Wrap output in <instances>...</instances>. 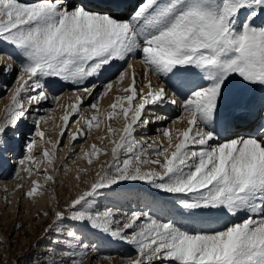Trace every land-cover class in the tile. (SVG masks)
<instances>
[{"label": "snow or ice", "instance_id": "1", "mask_svg": "<svg viewBox=\"0 0 264 264\" xmlns=\"http://www.w3.org/2000/svg\"><path fill=\"white\" fill-rule=\"evenodd\" d=\"M0 44L16 53L0 51V60L8 58L2 71L15 73L0 120V162L23 136L12 179L23 171L29 179L42 175L44 185L56 183L61 145L47 133L57 127L61 139L86 142L105 121L123 120L118 128L106 123L107 136L98 137L110 150L81 149L89 166L101 155L111 160L92 169L91 180L82 179L89 169L78 171L86 187L64 205L56 200L44 251L26 261L99 264L100 249L90 239L97 236L131 247L122 264H264V0H141L135 6L128 0H0ZM133 60L143 67L139 83L134 69L129 75ZM109 73L96 91L94 78ZM126 79L117 88L124 95L101 114L100 101ZM58 80L78 86L91 103L77 95L62 127L42 128L54 121L56 109L43 107L50 97L64 107ZM257 90L259 101L247 95ZM165 105L179 115L172 127L158 129L165 140L153 147L156 141L139 139L137 130L169 119L158 112ZM73 115L72 124L85 122L76 133ZM29 119L33 126L22 133ZM36 138L50 146L40 156ZM37 161L46 165L43 173L33 167ZM125 182H141L152 199L120 213L103 205L105 190L116 193ZM46 192L33 180L24 198ZM103 259L110 264L113 257Z\"/></svg>", "mask_w": 264, "mask_h": 264}, {"label": "rangeland", "instance_id": "2", "mask_svg": "<svg viewBox=\"0 0 264 264\" xmlns=\"http://www.w3.org/2000/svg\"><path fill=\"white\" fill-rule=\"evenodd\" d=\"M4 49V52L6 53H11L10 51L15 53L11 47L0 44V51H3ZM12 55L15 56L16 53ZM110 74L111 73L104 77L107 78ZM77 88L78 86L72 85L70 82L59 80L56 82L55 90H60L63 94L67 92L68 94L69 98L66 101L67 104L65 108L73 104V101L77 95L82 97L86 96L85 93L77 91ZM247 95L254 97L258 101L262 93L257 90V92H250L247 93ZM113 102H115V98H112L110 103L105 107L106 112L112 111L110 105ZM91 114H93V112ZM73 117L74 119H72V121L76 119L75 115H73ZM106 123H111L113 127L118 128L122 127L123 120H113L110 122L105 121V124ZM69 124L71 127L72 123ZM84 127L85 122L82 120L77 128L80 129ZM57 131L58 129L54 131V133L56 132L55 136L53 132H51L53 136H51V133H47V136L51 138L53 142L58 140ZM93 133L94 129L90 134L93 135ZM65 134L67 135L68 133L66 132ZM103 136H107V129L102 137ZM21 140H23V138ZM12 142L11 147H13L12 145L15 141L13 140ZM60 145V148H64L67 145V141L60 139ZM45 146L50 147L46 144ZM99 147L110 150L112 145L108 140H104V142L101 143ZM42 150L43 149H41L37 155L40 156L42 154ZM57 155L59 159L55 164L57 169L55 184L49 183L44 185L43 176L34 174L30 179L27 176H25L26 178H23V181L19 184H23L24 187L20 188L19 190H17V185L13 186L11 189H9V191L6 192L4 191L5 189L3 190V188L0 187V264H30V262L25 260L26 257L43 252L47 244V237L49 235V233L46 232V229L48 224L51 222V214L53 208L56 206V200L58 199L60 205H64L66 200L75 197L78 192L86 187L84 183L76 179L79 170L86 168L89 169L88 175L86 177L82 176V179L91 180L93 178L92 169L98 168L99 163L111 160L110 154L107 156L101 155L98 161H94L93 165L89 166L87 160L82 158V155H79L77 158V151L71 152L68 150L66 156L63 159H61L62 153L60 150H58ZM65 161L67 163H71L69 170H65L63 168ZM33 166L37 165L35 164ZM3 167L4 163L0 162V169H3ZM43 169L45 170V168ZM40 170V173H43L44 170ZM48 174H53L51 169H48ZM25 175H27V173ZM37 179H39L40 183L44 186V188L47 189L46 194L36 197L35 200L24 198V193L30 189L32 186V181ZM130 184L134 183L125 182L124 187L120 188L116 193H111V190H105L110 194L106 199L102 200V204L109 207H114L119 210L118 213H120L129 210H136L138 207H143L144 198L152 199V197H148L146 193L141 191L142 188L146 187L141 182H135V184H137V186H135L137 187L136 192H132L130 190ZM140 185H142V187H139ZM137 193H139V196ZM5 198H7V202H5ZM45 212L49 213V215L44 216L43 213ZM90 239L95 241L100 249V255L102 258L99 261V264H109V261L103 259V257L106 256L113 257L110 264H118L119 262L122 263L121 257L130 255L132 252L131 247L122 242H108L106 239H101L97 236H91Z\"/></svg>", "mask_w": 264, "mask_h": 264}, {"label": "bare ground", "instance_id": "3", "mask_svg": "<svg viewBox=\"0 0 264 264\" xmlns=\"http://www.w3.org/2000/svg\"><path fill=\"white\" fill-rule=\"evenodd\" d=\"M129 1H130L129 4L132 5V6H135V5H138L139 3H141V0H129ZM131 10H132L131 8L128 9L129 12ZM4 51H5V49L3 50V52ZM10 52L12 53V51H10ZM12 54H15V53L13 52ZM7 60H8L7 56L4 57V60H0V97H3V99H0V120H3L4 114H5L4 113V109L6 108V106H8L10 104L9 97H10L11 93L6 91V87H12L13 86V77L15 75V73H13L11 75H7L5 73L3 74L2 68H3V65H4L5 61H7ZM130 63L132 65V68L129 69V75H131V71L134 69L136 74H137V80H138V83H139L140 74L143 72V67L136 60H133ZM13 67L15 68V67H17V65L15 63H13ZM111 75H112V73L109 76H111ZM108 77L107 78H105V77L95 78V84L97 85L96 91H100V85H102L108 79ZM128 83H129V80L126 79L122 85H117V84L113 85V90L111 92H109V94L103 100L100 101L99 106H100V109H101V114L106 112L105 107L110 103L112 98H115L117 95H121V96L124 95V93L118 92L117 88L127 86ZM153 83L154 84L156 83L155 77H153ZM61 90H63V89H61ZM55 92L57 94H60L62 91L55 90ZM93 95H95V92L93 93ZM68 98L69 97H68V94L66 92V93L63 94V98L59 101V105H63L64 107H60V106H57V105L53 104L51 98L43 105V107H45V108H55L56 110L51 113V115L54 117V121H50L48 125H42V128L52 127L53 124L60 125L61 127L63 126V121L61 120V117L65 114V106L67 104L66 101L68 100ZM75 103H76V98L73 101V104H75ZM89 103H91V98L90 97H86L84 99V105H87ZM153 107H155V106H152V105L148 106V108H153ZM92 112H93V110L85 111L84 112V116H86L85 118L86 119L90 118L91 115H92L91 114ZM146 112H147V110H146ZM158 112H159V114L167 115L169 117V119L161 120V121H158V122H155V123H150L147 127L140 128V129L137 130V135H138L137 137L139 139L146 140L148 143H152L153 140L156 141V144H153V147L158 146L161 141L165 140V138L161 135V132L158 131V129L162 130L164 127H172L170 121L172 119H174L177 115H179V110L173 108V106H171V105H165V106L159 108ZM33 115L35 116V114H33ZM40 115H46V113L41 112ZM149 115H151V114H149ZM239 115L242 117L243 113H240ZM72 119H74L73 116L71 117L69 123H71ZM81 121L79 123H81ZM33 123H34V120L33 119H29L26 122V125L20 131L22 133H24V132L28 133L29 130L32 128ZM79 123L72 124L71 127H70V131L76 133L77 130L79 129V128H77ZM178 127L183 128V127H185V125L181 124ZM57 129H58L57 137H58V140H60L61 139L60 136H59L60 128L57 127L55 129V131ZM105 132H106V127H105V123H104V124H101L99 130H96L94 128L93 135H91L90 133L88 134L86 142H85V138L84 137H79L75 142H72L70 139L67 140V145L64 148H60L59 149L60 152L62 153L61 159H63L66 156V153H67L68 150H70L71 152L77 151L78 152L77 158H78L79 155H82V152H81L82 148H83L84 151H90L92 144H96L97 147H99L101 145V141L98 139V137H102V135ZM55 133H54V136L56 135ZM141 133H143L142 136H141ZM29 134L30 135H34L32 133H29ZM51 136H53L52 133H51ZM22 138H23V136H21L19 141L14 140L15 142L12 145L13 146L12 147L13 151L7 152L5 154L4 161H3L4 167H3V169H0V187H2L3 190L5 188H7V191H9V189H11L13 186L18 185L19 183H21L23 181V178L25 176H27V175H25L26 172L21 171V173H20V177L21 178L20 179H12L11 178L12 175H13V170L16 169V167H17L16 161L23 157V149H22L23 140H21ZM52 138H55V137H52ZM36 139L38 141V145H37V147H36V149L34 151V155L39 156V155H37V153H39V151H41V149H43L42 147H46V146H45V144L39 143V138H36ZM36 165L37 166H33V167H39V170L40 169L44 170L43 168H45V166H46L44 163H41L39 161L36 162ZM38 165H40V166H38ZM63 165H64L63 168L65 170H69V166L71 165V163H67L65 161ZM134 184H130L129 185L130 188H131L130 190L132 192H136L137 191V189H136L137 187H135V186H137V184H135V185ZM139 187H142V185H140ZM135 200H136V198H135ZM137 204H138V202H137ZM117 211H119V210H117ZM118 264H122V263L119 262Z\"/></svg>", "mask_w": 264, "mask_h": 264}]
</instances>
